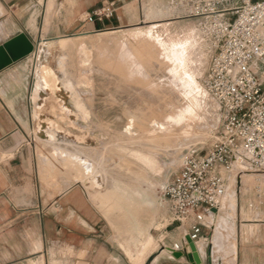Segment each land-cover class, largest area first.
<instances>
[{"label":"rangeland","instance_id":"374dc122","mask_svg":"<svg viewBox=\"0 0 264 264\" xmlns=\"http://www.w3.org/2000/svg\"><path fill=\"white\" fill-rule=\"evenodd\" d=\"M177 14L180 12H162L159 22L147 20L129 28L66 33L55 38L44 35L38 57H34L33 62L31 137L38 152L44 154L48 180H55L58 169L62 176L59 177L61 188L72 186L69 180L76 178L75 185H81L89 200L104 214L113 206V214H110L118 225L123 249L129 259L138 264L152 259L160 244H168L171 238L170 203L165 195L167 185L181 172L188 153L204 155L209 151L223 124L220 107L219 112H213L206 105L205 100L210 101L212 97L203 86L218 44L213 36L202 30L199 19ZM205 50V70L193 77ZM39 64L45 68V77L49 78L51 72L56 81L48 79L49 86L35 99L33 92ZM176 113L184 116L205 114L206 119L203 115L200 119L194 118L197 121L193 125L206 133V140L169 157L161 156L163 167L158 175L152 170L141 175V168L145 166L133 157L128 160L123 148L135 147L127 144L131 137L140 136L142 130L152 132L166 125L163 121ZM61 159L68 161L70 167ZM260 175L254 170L238 176L235 172L228 174L231 187L232 177L236 178L232 182L236 184V208L238 194L251 196L250 201L255 206L260 202L263 204L260 207L264 206V176ZM138 176L154 183L155 188L146 193L147 202L132 193L139 189ZM243 177L253 180V183H246V191L241 183ZM117 181L131 192L137 210L126 207L121 197L109 201L111 183ZM98 183L103 185L102 189L92 191ZM142 186L147 187L146 183ZM230 186L231 191L225 202L223 200L219 215L208 218L211 232L232 195ZM44 187L49 192L58 191L51 186ZM99 200L108 203L102 207ZM222 232L214 231V242L223 237ZM216 241L215 258H219L227 242Z\"/></svg>","mask_w":264,"mask_h":264},{"label":"crops","instance_id":"0c3cea01","mask_svg":"<svg viewBox=\"0 0 264 264\" xmlns=\"http://www.w3.org/2000/svg\"><path fill=\"white\" fill-rule=\"evenodd\" d=\"M110 1L116 3L111 18L86 20ZM183 7L182 0H0V264H138L129 259L104 211L75 185L76 178L69 180L72 186L61 188L56 169L55 180H48L44 154L31 137L33 62L44 35L155 23L162 12L187 16ZM30 44L34 48L27 51ZM44 69L38 65L35 99L49 86L48 79L56 81L51 72L46 78ZM241 183L246 191V182ZM44 185L58 191L49 192ZM250 197L238 194L234 238L228 229H220L223 237L214 242L216 229L204 228L196 264H264V206H255ZM188 232L172 224L168 244H160L152 259L141 264H194L186 254L174 259L163 252L165 247L185 250ZM221 239L227 242L224 254L215 258L216 240Z\"/></svg>","mask_w":264,"mask_h":264},{"label":"built area","instance_id":"2783aa9c","mask_svg":"<svg viewBox=\"0 0 264 264\" xmlns=\"http://www.w3.org/2000/svg\"><path fill=\"white\" fill-rule=\"evenodd\" d=\"M188 17L213 36L218 49L203 86L218 103L222 128L204 155L188 153L166 187L170 225L196 242L208 218L219 212L236 168L264 175V0H182ZM116 3H104L86 20L111 18ZM177 249V248H175Z\"/></svg>","mask_w":264,"mask_h":264},{"label":"bare ground","instance_id":"6f19581e","mask_svg":"<svg viewBox=\"0 0 264 264\" xmlns=\"http://www.w3.org/2000/svg\"><path fill=\"white\" fill-rule=\"evenodd\" d=\"M205 52H207V51L206 50L204 51V55L202 56V59H201L200 63L198 64L197 70L194 72L193 77H195L196 75H201L205 70V66H206V53ZM66 87L69 88V90H71L72 92H75L74 89H72L69 85H66ZM65 93L67 94V92H65ZM204 99H206V98L204 97ZM201 100H203L202 97H201ZM205 102L211 111L219 112L218 111L219 105L214 99L211 98L210 101L205 100ZM200 103H201V101H200ZM202 115L204 116V118L205 117L207 118V116L205 114H201V115L195 114V115H191V116L190 115L184 116V115H177V113H176V115H172L171 117H169L167 121H163V122H166V125L158 126L152 132H146V131L142 130L140 136L131 137L127 142V144H131V145L133 144V146H135V147L128 148L125 146L123 148V151L125 153L126 158H128V160H130L131 157H133L137 161H139L142 166L143 165L145 166L144 168H141V172H140L141 175H144L143 173L148 171V170H152L153 172L156 173L155 175H158L161 172L162 167H163V160H162L163 156L169 157L170 154H176V153L182 151L186 147L189 148L191 145H195L197 143H200V142H203L204 140H206V138H207L206 133L204 131H199L193 125V122L197 121L195 119L197 117H198L197 119H200V116H202ZM199 121H201V120H199ZM202 124H203V122L200 125L202 126ZM204 124H206L205 121H204ZM204 127H205V125H204ZM202 128H203V126H202ZM200 130H202V129H200ZM204 130H207V129L205 128ZM208 131H207V133H208ZM156 166H157V168L155 169ZM89 172L92 173V175L99 177L98 175H96L95 172L90 171V170H89ZM233 172H235L236 176H238L239 173L244 174V173L251 172V169L240 170V168H236L235 170H233ZM260 176H264V175L261 174ZM137 179L139 180V183H140L139 189L134 190L132 193H134V194L136 193L138 197L141 196L142 201L147 202L148 197H147L146 193L148 192V190L155 188L153 185L154 183L150 182L147 178L142 177V176H138ZM259 179H260V177L257 178V180H259ZM235 180H236V178H235V176H233L232 181H231L232 187L230 186V188H233L232 189V195L226 201L221 217L219 219L216 218L217 221L214 223L215 224L214 229H216L218 231L220 229L226 228L233 235V238L235 237V215H236V211H237V208H236V187L234 186L236 184L232 183L233 181L235 182ZM243 181H245L246 183H253V180L250 177H243ZM143 182L146 183V185H147L146 188L142 186L144 184ZM102 187H103L102 184H99V183L95 184L92 191L101 190ZM110 190H111V193L109 194V198H108L109 201L114 200L117 197H121L124 200V204L126 205V207L132 209V211L137 210L136 205L133 204L131 192L129 190H127L126 188H124L122 186V184H120L119 182L118 183L112 182L111 186H110ZM139 190H140V192H139ZM230 191L231 190L229 189L227 192V195L224 199V202L228 198ZM133 197L135 198V196H133ZM94 200H96V199H94ZM98 202H99L98 204L102 207H104L108 203L107 200H105V201L99 200ZM224 202H223L222 206H220L218 214L215 215L216 217L219 215L221 208L224 205ZM139 203H141V202H139ZM142 208L147 209V208H144V206ZM105 213H112L113 214V206H111L109 209H106ZM199 243H200V241L197 242V247H198ZM130 253L132 254L131 250H130ZM198 253H200V249H198Z\"/></svg>","mask_w":264,"mask_h":264},{"label":"water","instance_id":"95a60500","mask_svg":"<svg viewBox=\"0 0 264 264\" xmlns=\"http://www.w3.org/2000/svg\"><path fill=\"white\" fill-rule=\"evenodd\" d=\"M34 48L33 45H29V49H27V51H30ZM21 54L17 53L16 57H19ZM104 218L106 219V221L109 223L110 227L112 228L113 232H117L118 231V225L116 224V222L114 221V218L112 217V214L107 213L104 214ZM163 252L171 255L174 259H178L182 256H184L185 254L189 257L190 261L194 264L196 263H200V257H199V253H198V248L195 244V242L192 240V238L190 237V235L186 236V246H185V250H177L175 248H171V247H165L163 249ZM77 264H87L85 262H77Z\"/></svg>","mask_w":264,"mask_h":264}]
</instances>
